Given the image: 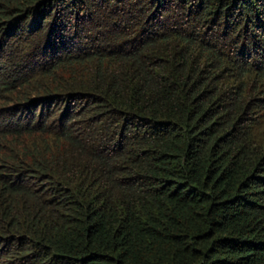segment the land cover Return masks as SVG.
Wrapping results in <instances>:
<instances>
[{
  "label": "trees",
  "instance_id": "trees-1",
  "mask_svg": "<svg viewBox=\"0 0 264 264\" xmlns=\"http://www.w3.org/2000/svg\"><path fill=\"white\" fill-rule=\"evenodd\" d=\"M4 53L0 264H264V0H0Z\"/></svg>",
  "mask_w": 264,
  "mask_h": 264
},
{
  "label": "rangeland",
  "instance_id": "rangeland-1",
  "mask_svg": "<svg viewBox=\"0 0 264 264\" xmlns=\"http://www.w3.org/2000/svg\"><path fill=\"white\" fill-rule=\"evenodd\" d=\"M88 19L89 18H87V17L84 18V20L78 18L74 22H78L79 26L78 27L73 26L72 30H69V31L63 33L62 36L66 37L71 42L73 41L72 43L76 47L81 46L83 48H86V49L92 50V51H96V49L99 51H102L101 44L98 42L99 41L98 35H94V38H92V36L89 35V33L87 34L85 32L87 30V27H88V23H87ZM189 21H191V20H189ZM78 28H81V29H78ZM80 30H82L84 33H81ZM74 33H76L77 35ZM223 34H224V32H223ZM75 38H77V39H75ZM67 39H65V40L68 41ZM31 52L32 53L29 55V57L24 59L25 62H33L34 65L40 64L41 62H50V58L48 56L42 57L40 55L39 49L35 48V46H34V49L31 50ZM11 64L12 63H11L10 59L8 58V53H4L0 58V66H8Z\"/></svg>",
  "mask_w": 264,
  "mask_h": 264
}]
</instances>
